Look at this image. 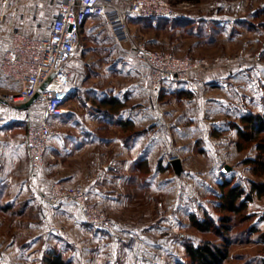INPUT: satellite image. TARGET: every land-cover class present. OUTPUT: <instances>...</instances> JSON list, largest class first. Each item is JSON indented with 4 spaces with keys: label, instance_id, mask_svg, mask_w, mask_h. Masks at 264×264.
I'll use <instances>...</instances> for the list:
<instances>
[{
    "label": "rangeland",
    "instance_id": "374dc122",
    "mask_svg": "<svg viewBox=\"0 0 264 264\" xmlns=\"http://www.w3.org/2000/svg\"><path fill=\"white\" fill-rule=\"evenodd\" d=\"M167 1L174 8L173 16L184 15L192 17V20L182 26L167 24L164 28L153 29L142 25L137 21L139 17L130 14L127 18L130 33L149 49L181 58L187 57L191 62L198 63V67L188 78L192 75H209L217 79L220 83L217 91L220 103L216 117L222 122L221 127L215 131L206 127L205 119L199 115L195 122L191 120L189 124H178L177 117L182 115L185 118L186 112L198 110L203 104V98L194 96L177 101L174 97H159L161 113L165 107L172 110L174 115L171 125L183 126L179 129L171 127L169 131L160 126L157 131L159 138L165 132L171 133L172 138L169 134L168 145H161L159 155L177 158L179 171L173 173L169 169V174L158 176L160 188L156 197L157 204L155 201L152 204L153 212L146 210L151 203L147 202L141 192L135 194L133 199L136 201L126 204L127 212H124L130 215L129 223L132 224L145 226L156 221L158 228L162 226L158 230H166L169 225V231L174 226L171 236L165 237V231L166 234H156L158 240L150 243L143 231L140 234L142 238L130 231L127 233L126 244L124 241L114 249L111 236L116 240V233L95 228L92 236L81 222H64L65 218L55 212L64 205L52 209L46 204L38 203L36 191L32 188L35 199L32 194L29 195L31 207L28 211L17 209L13 214L0 213V264H39L44 251L43 245L63 244L64 240L60 238L67 240L70 246H76L77 251L72 252L71 258L73 264H128L131 260L137 264H176L178 261L186 262V243L196 244L206 238L220 241L211 232L200 233L195 230L190 224L189 215L193 213L201 218L205 207L206 212L215 219L218 214L225 213L215 209L212 202L221 175L239 182L246 191L250 189L249 179H259L252 174L250 165L244 162L246 158L256 156L253 145L237 150L236 131L230 123H238L239 115L247 111L261 112L264 109V0ZM188 29H192L193 33L189 34ZM83 32L84 38H90L91 32L95 40H98V36L111 41L107 26L95 19L85 23ZM81 43L84 46L82 40ZM126 44L131 48L130 43ZM131 50L133 52L132 48ZM95 56L101 57L97 53ZM133 58L139 62L134 52ZM41 110V106L34 109L36 117ZM53 124L55 134L56 127ZM106 134L117 136L114 131ZM44 164L45 156L43 166ZM86 177L88 176L74 182ZM31 183L32 187L44 191L52 184L44 185L34 179ZM251 196L245 209L250 215L248 221L240 227H231L225 234L230 242L227 246V259L223 264H255L258 262L255 257L264 255V246L258 244L253 237L243 242L233 239L237 238L238 230L254 223V219L264 217V194L257 195L253 191ZM91 201L113 221L93 199ZM124 212L122 210L120 215ZM75 218L80 219L77 216ZM259 225L264 230V223ZM136 228L142 227L137 225ZM261 229L259 231L263 232ZM13 244V252H9L7 257L6 248ZM20 245H25L26 249L21 251Z\"/></svg>",
    "mask_w": 264,
    "mask_h": 264
},
{
    "label": "crops",
    "instance_id": "0c3cea01",
    "mask_svg": "<svg viewBox=\"0 0 264 264\" xmlns=\"http://www.w3.org/2000/svg\"><path fill=\"white\" fill-rule=\"evenodd\" d=\"M62 1L11 0L9 3H3L1 0L0 60L10 45L14 31L30 37L45 36ZM108 1L122 8L129 7L128 0ZM168 19L171 26H182L189 23L192 17L175 15ZM95 20L107 26L102 19ZM107 30L111 35L108 26ZM83 31L84 26L80 35L85 44L67 65L72 76L67 87L68 98L63 106V113L50 119L51 125L55 124L57 135L54 134L48 141L44 155L45 164L39 169L34 180L44 185L54 181L68 184L88 176L90 179L87 182L88 196L113 218L116 226V231H111L117 234L116 240L111 236L114 249L124 241L126 244L127 233L130 231L136 232L140 238L143 237L140 235L143 231L150 243L158 240L156 234L167 233L165 237L168 238L174 226L170 231L169 225L166 226V230H158L162 226L158 228L155 225L156 221H153L145 226L136 223L142 227L137 229L136 224L129 223L130 215L124 212L126 204L136 201L133 198L139 192L151 203L150 208L146 207V210L153 212L152 204L154 201L157 204L156 197L160 188L158 176L163 173L169 174V169L173 173L177 172L171 165L172 157L164 158L159 155L161 145L165 143L168 145L171 133L165 132V135L159 138L157 131L160 126L165 131H169L171 127L179 129L183 126L171 125L174 114L165 107L166 104L163 105L165 109L161 113L159 97H174L178 101L200 96L203 98V106L201 105L198 110L186 112L185 118L179 115L177 122L189 124L191 120L195 122L196 116L199 115L205 119L206 127L215 131L222 125L216 117L219 112L217 91L220 83L209 75H192L180 82H166L156 93L149 87L148 68L133 58V52L126 43L116 42L112 35L111 41L98 36V40H95L91 32L90 38H84ZM80 52L82 53L78 55ZM96 53L101 57H96ZM18 90L17 82L0 74V94ZM36 107L7 103L0 98L1 214L4 212L13 214L17 209L28 211L31 207L30 166L22 142L26 117H32L34 123L44 119L42 110L36 117L34 113ZM109 131H114L117 136H107L106 133ZM223 175L218 184L222 182ZM122 210L124 214L120 215ZM204 210L206 212V207ZM55 212L65 218L64 222H81L93 236L95 228L82 221L74 205H64ZM75 215L80 219L75 220ZM262 223L264 217H258L254 219L253 224L261 229L259 224ZM60 239L64 240L63 244L43 245L44 251L39 264H43L44 257L54 254L73 264L71 258L72 252L77 251L76 246H70L64 238ZM258 244L264 246V240ZM13 247L14 244L6 248L7 257L9 252H13ZM19 249L23 251L26 247L20 245ZM255 258L258 259L255 264H264V255ZM128 264L137 263L131 260Z\"/></svg>",
    "mask_w": 264,
    "mask_h": 264
},
{
    "label": "built area",
    "instance_id": "2783aa9c",
    "mask_svg": "<svg viewBox=\"0 0 264 264\" xmlns=\"http://www.w3.org/2000/svg\"><path fill=\"white\" fill-rule=\"evenodd\" d=\"M9 3L11 0H2ZM129 7L122 8L108 0H63L51 20L45 36L30 37L14 31L9 47L0 60V74L19 84V90L0 94L7 103L24 104L32 97L31 106H41L44 119L34 123L32 117L24 120L22 147L26 151L31 182L43 166L48 141L54 134L51 118L63 113L68 98L67 87L71 79L68 63L83 48L81 30L90 20L102 19L118 43H130L138 61L149 70V83L153 91L162 89L166 82L188 79L198 67L187 57L149 49L131 33L127 17H166L174 15V8L167 0H128ZM29 108V107H28ZM90 179L71 184L56 181L47 191L35 189L38 203L55 209L74 205L80 218L88 226L105 231H116L114 222L91 201L87 193Z\"/></svg>",
    "mask_w": 264,
    "mask_h": 264
},
{
    "label": "trees",
    "instance_id": "16d2710c",
    "mask_svg": "<svg viewBox=\"0 0 264 264\" xmlns=\"http://www.w3.org/2000/svg\"><path fill=\"white\" fill-rule=\"evenodd\" d=\"M137 21L153 29L164 28L167 24L171 25L166 17H139ZM187 31L189 34L193 33L192 29ZM230 126L236 131L237 150H243L249 145H253L256 156L246 158L244 162L250 165L252 174L259 179L257 181L249 179L250 189L246 191L243 185L233 181L231 177H223L222 182L218 184L212 202L215 209L219 212L223 211L227 215L218 214L217 219L207 212L201 218H197L193 213L189 215L190 224L195 230L200 233L211 232L219 237L220 241L206 238L196 244L186 243L184 245L186 262L178 261L176 264H223L227 259V246L230 242L225 234L231 227L235 225L240 227L250 218L245 209L247 202L252 199V192L255 191L257 195L264 194V109L261 112L247 111L239 115L238 123L230 124ZM236 235L237 238L233 239H238V242H243L251 237L257 242L264 240V232H260L253 223L238 230ZM43 264H69V262L61 258L60 255L54 254L44 257Z\"/></svg>",
    "mask_w": 264,
    "mask_h": 264
},
{
    "label": "water",
    "instance_id": "95a60500",
    "mask_svg": "<svg viewBox=\"0 0 264 264\" xmlns=\"http://www.w3.org/2000/svg\"><path fill=\"white\" fill-rule=\"evenodd\" d=\"M33 100H34V97H32L30 100H28L26 103H24L23 106H29L33 102ZM170 162H171L172 167L176 171H178L179 170V167H180L179 160L177 158H174V159H171Z\"/></svg>",
    "mask_w": 264,
    "mask_h": 264
}]
</instances>
